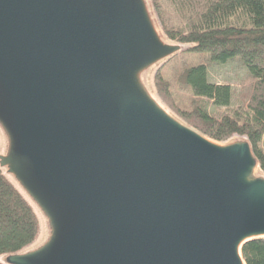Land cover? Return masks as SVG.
<instances>
[{"label":"water","instance_id":"1","mask_svg":"<svg viewBox=\"0 0 264 264\" xmlns=\"http://www.w3.org/2000/svg\"><path fill=\"white\" fill-rule=\"evenodd\" d=\"M181 49L146 0H0V168L48 231L5 264H245L264 238L249 143L211 141L143 82Z\"/></svg>","mask_w":264,"mask_h":264},{"label":"trees","instance_id":"2","mask_svg":"<svg viewBox=\"0 0 264 264\" xmlns=\"http://www.w3.org/2000/svg\"><path fill=\"white\" fill-rule=\"evenodd\" d=\"M162 39L186 45L154 73V92L174 118L217 143L245 137L264 175V0H146ZM184 57L181 81L173 85L162 68ZM239 60L250 74L245 108H228L231 89L208 81L209 64ZM186 97V98H184ZM188 102L183 106L181 102ZM204 101L225 108L211 115ZM0 168V258L30 249L39 233L33 204ZM12 179V178H11ZM245 264H264V238L241 247ZM0 264H5L0 261Z\"/></svg>","mask_w":264,"mask_h":264},{"label":"rangeland","instance_id":"3","mask_svg":"<svg viewBox=\"0 0 264 264\" xmlns=\"http://www.w3.org/2000/svg\"><path fill=\"white\" fill-rule=\"evenodd\" d=\"M153 20H154V18H153ZM154 23H155V21H154ZM155 26H156V24H155ZM156 28H157V26H156ZM164 41L168 42L167 40H164ZM168 43H170V42H168ZM170 44H173V43H170ZM180 46L182 47L180 52H182L183 50H185L187 48L186 45H180ZM185 61L186 60H184V57H182L181 60L175 59V60L169 62L167 65H165L162 68L163 77L168 79L169 81H171V83H173V85H175V87L176 86H179L181 88L183 87V84L181 81V74H182V70H183V66L185 64ZM161 64H162V62L155 65L154 67H152L147 72H145L142 78H143V82L145 83L147 89L149 90V92L151 93L153 98H155L158 101V103L164 108L161 101H159V99L157 98V96L154 92V81H153L154 80V73H155L156 69H158L160 67ZM207 77H208V81L212 84L228 85L230 87V89H231V100H230V105L228 108H230V109L245 108L246 100H247L246 93H247V90L249 89L248 87L251 83V80H250V74L248 73L247 69L242 64L241 61L236 59V60H231V61H229L223 65L209 64L207 67ZM184 98H186V97H184ZM203 103L206 106V110L211 115L217 116L225 110V108H218V107L214 106L209 101H204ZM181 104L183 106H185V105L187 106L188 102L182 101ZM232 139H233L232 141H234L237 139H246V138L245 137H238L237 135H234L232 137ZM5 148H6V140H5L3 133L0 130V154H4ZM261 148L264 151V138L261 141ZM255 172H256V176H260V177L263 176L264 177V175L262 174L260 169H256ZM10 180L22 192L24 197L30 202V200L26 197V195L23 193V191L18 187V185L15 183V181L11 178H10ZM32 206L34 208V211L36 212V215L38 216L39 233H38V237L35 240V242L32 244V246H30V249H33V248L39 246L40 244H42L45 241V239H47L46 237H47V233H48L47 224H46L44 218L40 215L37 208L34 205H32ZM3 260H4L3 257L0 258V261H3Z\"/></svg>","mask_w":264,"mask_h":264}]
</instances>
